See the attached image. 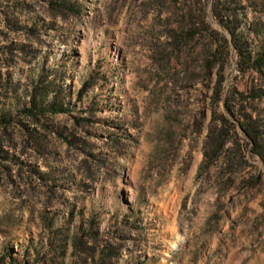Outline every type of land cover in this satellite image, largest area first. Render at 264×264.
<instances>
[{"label":"rangeland","instance_id":"obj_1","mask_svg":"<svg viewBox=\"0 0 264 264\" xmlns=\"http://www.w3.org/2000/svg\"><path fill=\"white\" fill-rule=\"evenodd\" d=\"M69 1L77 15L27 0L31 7L20 18L35 24L37 38L24 30L0 36V46H26L20 54L13 48L0 73L8 71L19 97L37 79L60 84L73 110L53 121L84 139L92 157L54 137L47 153L35 155L14 130L13 161L0 163V216L10 221L0 243L16 253L36 236L31 209L48 198L30 175L36 168L64 183L52 208L73 204L83 217L95 215L103 235L116 229L124 235L116 264H264L260 163L248 159L246 170L261 172L251 188L219 190L208 178L212 170L208 177L197 175L213 75L195 68L188 56L204 41L194 39L182 49L165 44L167 29L180 21L169 0ZM239 1L245 6L242 28L257 22L262 32L253 42L264 47V0ZM249 1L257 11L247 7ZM205 7L203 21L217 29ZM234 63L231 54L225 84L237 77L240 90L250 79L264 89V77L239 78ZM79 89L84 92L76 99ZM89 107L91 126H76L72 118L89 117L81 112ZM259 108L264 112V98Z\"/></svg>","mask_w":264,"mask_h":264},{"label":"trees","instance_id":"obj_2","mask_svg":"<svg viewBox=\"0 0 264 264\" xmlns=\"http://www.w3.org/2000/svg\"><path fill=\"white\" fill-rule=\"evenodd\" d=\"M169 1L180 21L174 28L167 29L165 44L171 46L170 49H182L194 39L204 41L188 58L195 62V68L203 70L206 75H213L207 97L209 119L197 175L208 177L212 170L208 178L211 177V183L219 190L238 186L251 188L256 185L261 172H248L246 169L251 168L248 159H256L264 169V112L259 108L264 89L254 85L250 79L249 84L240 90L237 77L225 84L224 70L232 54L239 78L250 75L264 77V47L253 42L262 28L255 21L242 28L245 6H241L239 0ZM204 2L208 6L205 7V16L211 17L217 29L203 21ZM43 6L57 14L78 13L76 5L69 0H43ZM193 6L195 9H191ZM30 7L27 0H0V36L24 30L35 40V24L27 26L26 20L20 18L21 13ZM247 7L251 11L258 10L254 2H247ZM25 47L11 42L0 46L1 64L7 65L12 61L15 49L19 54L24 53ZM179 66L184 68V64ZM25 92L24 97L17 96L8 71L5 70L3 77L0 73V163L13 161L15 143L11 141L14 130L19 132L25 147L38 156L47 153V140L52 137L67 146L86 151L84 139L71 132L65 133V129L53 121L58 115L71 116L73 110L69 94L60 84L37 79ZM83 92L84 89L77 90L75 98H80ZM91 109L81 110L88 111L89 117L72 118L76 126H91ZM86 152L89 153L88 150ZM30 173L48 193L40 208L35 212L31 209L37 233L33 240L19 244L16 253L0 243V264H116L124 235L117 229L103 235L95 215L88 213L83 217L84 210L75 209L73 204L64 202L61 208H52L53 200L58 192L62 193L64 183L36 168ZM9 225V218L0 216L1 235ZM16 255L21 260H16Z\"/></svg>","mask_w":264,"mask_h":264}]
</instances>
